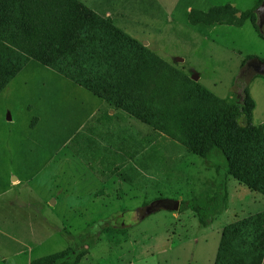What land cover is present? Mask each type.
I'll list each match as a JSON object with an SVG mask.
<instances>
[{"label": "rangeland", "instance_id": "obj_1", "mask_svg": "<svg viewBox=\"0 0 264 264\" xmlns=\"http://www.w3.org/2000/svg\"><path fill=\"white\" fill-rule=\"evenodd\" d=\"M186 2L191 10L184 14ZM259 5L166 0L159 11L135 12L139 23L110 17L138 50L122 42L98 57L110 56L120 70L143 67L138 111L151 123L30 59L0 93V264H30L64 250L94 223L92 235L81 237L89 252L79 264H215L223 226L235 213L263 210L264 197L254 199L229 177L224 212L207 227L191 207L151 211L161 199L194 205L211 197L227 168L220 152L211 158L218 169L205 164L164 115L203 93L233 104L247 87L257 100L254 120L264 117V76L250 78L246 67L252 56L264 59V37L248 14ZM138 51L144 55L137 58ZM103 219L114 228L101 232Z\"/></svg>", "mask_w": 264, "mask_h": 264}, {"label": "trees", "instance_id": "obj_2", "mask_svg": "<svg viewBox=\"0 0 264 264\" xmlns=\"http://www.w3.org/2000/svg\"><path fill=\"white\" fill-rule=\"evenodd\" d=\"M257 8L248 14L252 15L259 35L264 37ZM221 10L224 9L215 7L211 11ZM99 15L83 0H0V93L33 59L75 81L111 107L133 112L151 123L152 119L138 111L147 77L143 67L141 72L120 70L110 65V56L98 57L117 43L126 42L132 48L130 44L136 41L112 25L110 17ZM106 33L110 36L100 40ZM133 48L138 50L135 45ZM138 53L137 58L144 55ZM130 61L136 64L133 57ZM243 92V97L236 96L237 101L226 106L222 99L210 94L203 93L199 99L186 97L187 103L182 104L180 113L166 111L164 115L174 121L177 136L190 151L201 155L205 164L218 169L211 161L219 156L217 152L227 162L223 182L220 188L218 184L215 186L218 190L211 197L197 198L205 200L194 205L186 200L180 202L181 211L189 207L195 211L201 228L209 226L224 212L229 177L238 180L254 199L264 197V125L254 121L255 100L247 87ZM238 214L235 213L232 223L223 226L215 264H262L264 209L253 216ZM103 220L101 232L114 228L110 221ZM97 225L94 223L78 233L64 250L36 258L30 264H79L89 252V248L83 247L85 242L81 237L92 235L90 230ZM127 227L125 224L117 230L125 231Z\"/></svg>", "mask_w": 264, "mask_h": 264}, {"label": "crops", "instance_id": "obj_3", "mask_svg": "<svg viewBox=\"0 0 264 264\" xmlns=\"http://www.w3.org/2000/svg\"><path fill=\"white\" fill-rule=\"evenodd\" d=\"M87 1H88L87 3L84 1L87 6H89L96 12L100 13L104 17H111L114 14L118 13L121 16V18L129 19L131 22L134 21L135 23H139L137 22L138 16L135 12H143L144 10L147 9H152L153 11H159L161 9V6H163V4H165L166 2V0H87ZM180 1L181 0H175V3H180ZM113 5H119V8H114ZM179 6H177L176 8L178 9ZM186 10L187 11L191 10L190 2L185 3L184 14L186 13ZM174 11L171 12L172 14L168 13L167 16H165L166 19L167 18L170 19L175 14ZM252 97L255 100V105H256L257 103L256 97L255 96ZM255 122H257V124L264 125V117L259 118ZM262 264H264V258Z\"/></svg>", "mask_w": 264, "mask_h": 264}, {"label": "water", "instance_id": "obj_4", "mask_svg": "<svg viewBox=\"0 0 264 264\" xmlns=\"http://www.w3.org/2000/svg\"><path fill=\"white\" fill-rule=\"evenodd\" d=\"M257 16H258V24L260 29L263 30L264 26V1L259 5L257 8ZM247 67L251 68L250 78L256 76V75H264V60L259 58H252L247 63ZM193 79H198V75L195 74L193 76ZM8 118L10 119L11 116L9 115ZM156 206V208H154ZM159 207H164L168 209H172L174 211H177L180 208V201L179 200H170V199H161L157 202H154L151 205V211L156 210Z\"/></svg>", "mask_w": 264, "mask_h": 264}, {"label": "flooded vegetation", "instance_id": "obj_5", "mask_svg": "<svg viewBox=\"0 0 264 264\" xmlns=\"http://www.w3.org/2000/svg\"><path fill=\"white\" fill-rule=\"evenodd\" d=\"M247 68H249V67H247ZM249 70H250V73H251V68H249Z\"/></svg>", "mask_w": 264, "mask_h": 264}]
</instances>
